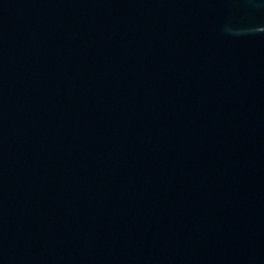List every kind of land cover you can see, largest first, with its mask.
<instances>
[{
  "label": "water",
  "instance_id": "95a60500",
  "mask_svg": "<svg viewBox=\"0 0 264 264\" xmlns=\"http://www.w3.org/2000/svg\"><path fill=\"white\" fill-rule=\"evenodd\" d=\"M0 264H264V0H0Z\"/></svg>",
  "mask_w": 264,
  "mask_h": 264
}]
</instances>
